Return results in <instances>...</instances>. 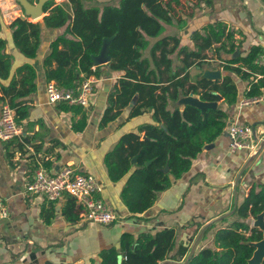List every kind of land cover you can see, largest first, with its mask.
Wrapping results in <instances>:
<instances>
[{
	"label": "trees",
	"instance_id": "16d2710c",
	"mask_svg": "<svg viewBox=\"0 0 264 264\" xmlns=\"http://www.w3.org/2000/svg\"><path fill=\"white\" fill-rule=\"evenodd\" d=\"M90 1L48 0L41 19L17 17L7 27L15 48L30 59L38 57L45 29H61L50 41L43 59L46 82L54 80L61 87L78 89L90 76L101 78L105 68L121 72L108 95L100 127L116 120L128 106H131L128 119L151 114L153 122L142 123L136 131L124 133L104 159L111 181L127 176L120 196L131 216H136L151 208L158 194L188 172L193 160L229 127L227 108L239 98L234 75L251 80L244 97L262 96L264 63L260 59L264 47L255 43L244 53H238L243 40L240 41L237 32L222 20L194 30L191 33L193 47L183 44L179 34L161 36L167 25L179 24L182 30L184 20L179 15L176 17L181 0H118L102 5L90 4ZM201 1L214 6V0H196L192 4ZM4 26L0 12V33ZM105 38H112L111 60L96 65L92 56L100 53ZM151 38L156 40L151 43ZM147 49L149 52L145 55ZM223 53L237 55L227 58ZM211 56L220 60L223 69L220 78L192 80L191 68L203 70ZM13 65L14 56L7 51L6 38L0 35V108L8 104L15 111L17 124L21 125L30 115L31 97L38 90V72L33 64L26 62L12 73ZM8 79L10 81L4 83ZM190 95L217 105L202 108L190 103L176 104ZM57 107L60 111L80 114L78 119H72L75 131L87 127L84 106L64 101ZM27 142L29 139L25 136L4 141L8 156L14 155L11 147L14 151L15 148L23 150ZM167 166L169 170L165 171ZM66 198L64 213L75 220L77 200L70 195ZM81 209L84 210L82 205ZM262 212L264 184L253 185L235 211L219 219L223 225L218 227L214 221L207 226L205 237L217 228L212 243L197 249L186 264H249L256 248L253 243L262 239L263 231L251 225L248 219H256ZM189 253V245L177 242L175 228L155 233L143 231L137 236L125 232L120 237L119 247L102 249L100 261L92 260L90 264L184 263Z\"/></svg>",
	"mask_w": 264,
	"mask_h": 264
},
{
	"label": "crops",
	"instance_id": "0c3cea01",
	"mask_svg": "<svg viewBox=\"0 0 264 264\" xmlns=\"http://www.w3.org/2000/svg\"><path fill=\"white\" fill-rule=\"evenodd\" d=\"M192 1L196 0L185 2L192 7ZM183 4L181 0L179 6ZM199 4L207 10H201L200 26L196 29L222 20L237 32L240 41L243 40L242 46L237 48L238 53H244L255 43L264 47V0H214L213 7L203 1ZM3 21L6 23L5 31L0 35L6 38L7 51L14 56L12 73L26 62L33 64L38 72V90L31 97L30 115L21 124L22 136L29 139L24 149L15 148L14 151V147H11L14 155L10 158L4 141L0 140V195L8 207V217L0 219V264H90L92 260L100 261L102 249L119 247L120 237L125 232L137 236L143 231L155 233L165 228H175L177 242L189 245L191 250L203 227L214 221L218 227L223 225L218 221L234 207L237 175L257 150L231 151L226 129L193 160L188 172L175 180L168 190L158 194L151 208L131 216L120 196L127 176L117 182L111 181L104 159L124 133L136 131L142 123L153 122L151 114L144 113L128 119L131 111V106H128L116 120L100 127L108 95L121 75V72L105 68L101 78L92 76L95 78L92 99L89 106L83 107L88 115L87 127L83 131H75L72 119H78L80 114L60 111L58 103L48 101L45 89L47 82L44 79L43 59L49 51L50 41L61 33V29H45L39 55L30 59L14 46L11 30L7 27L12 21ZM234 55L222 54L227 58ZM211 57L212 60H219L216 56ZM234 78L238 84L239 98L236 104L227 108L229 124L253 127L254 140L260 146L264 141V92L256 102L241 106L239 103L246 99L244 92L251 80H242L235 75ZM65 166L96 176L103 187L100 196L117 213L116 221L108 225L88 221L78 201L74 207L77 219L72 220L64 213L67 195L57 201H49L45 196L27 190V184L38 168L43 167L54 174ZM260 184H264V147L242 174L238 188L240 203L253 185ZM215 229L206 234L197 249L212 243Z\"/></svg>",
	"mask_w": 264,
	"mask_h": 264
},
{
	"label": "built area",
	"instance_id": "2783aa9c",
	"mask_svg": "<svg viewBox=\"0 0 264 264\" xmlns=\"http://www.w3.org/2000/svg\"><path fill=\"white\" fill-rule=\"evenodd\" d=\"M0 12L3 20L9 22L24 15V10L18 0H1ZM63 2L65 0H55ZM260 61L264 63V55ZM94 77L83 81L78 89L61 87L54 80L46 83L45 89L48 101L52 104L68 102L70 104L89 106L94 92ZM258 100L246 98L240 101V105H249ZM231 151L248 149L255 152L259 144L254 140L253 127L247 124L232 123L229 125ZM23 128L17 124L15 111L8 104L0 108V140L7 141L14 137H21ZM27 190L33 194L43 195L49 201H57L65 195L75 197L83 206L88 221L99 224H111L118 219L115 210L109 206L100 196L102 185L96 176L91 173L77 172L70 166H65L58 172L50 174L43 167L35 171L33 179L27 184ZM8 217V207L4 198L0 195V219Z\"/></svg>",
	"mask_w": 264,
	"mask_h": 264
},
{
	"label": "water",
	"instance_id": "95a60500",
	"mask_svg": "<svg viewBox=\"0 0 264 264\" xmlns=\"http://www.w3.org/2000/svg\"><path fill=\"white\" fill-rule=\"evenodd\" d=\"M18 1L20 2L21 6L24 8V15L21 16L22 18H25L26 16H30L31 19H37L38 20V19H41L45 15L44 6L48 0H39L37 3H32L30 0H18ZM111 39L112 38H105L100 53L92 56L96 65L105 64L111 60V56L109 54V46H110ZM220 76H221V72L218 70V71H208L202 77L215 79V78H220ZM192 96L193 95H190V97L188 99H191V100L194 99V97H192ZM181 100H182V98H181ZM191 100L188 103L194 104V105H196L198 107H202V108L206 107V106H216L217 105V103H215V102H204V101H201L199 98H196L194 101H191ZM263 147H264V141L260 144L257 151L253 155H251L248 158V160L244 163V165L241 167V169L237 175V178L234 182V209L224 216L231 215L233 213V211H235L236 207L238 206V203H239V190H238V188L240 186V180H241L242 174L244 173V171L246 169H248V167H250V165L256 159L258 153L261 151V149ZM133 161L135 162L136 158H134ZM168 170H169V167L167 166L165 168V171H168ZM253 224H254L253 226L258 227L260 230L263 231V237L261 240L253 243V245L256 248H255V251L253 253V256L249 259V264H261L264 262V212L260 213L257 216V218L255 219ZM207 226L203 227V229L201 230V232L197 236V238H196V240H195V242H194V244L190 250L189 256L184 263H176V262L167 261V262H163L161 264H186L188 262L189 258H191L195 254L201 240L204 237Z\"/></svg>",
	"mask_w": 264,
	"mask_h": 264
},
{
	"label": "rangeland",
	"instance_id": "374dc122",
	"mask_svg": "<svg viewBox=\"0 0 264 264\" xmlns=\"http://www.w3.org/2000/svg\"><path fill=\"white\" fill-rule=\"evenodd\" d=\"M38 1H35L34 3H37ZM117 1L118 0H91L89 3L90 4L102 5V4H105V3H115ZM183 1H184V4L181 5V6H177V9H176V12H177L176 17L179 15L184 20V25L181 28L182 30L181 31L179 30L180 29L178 27L179 24H177V23L176 24L178 26L177 25H167L166 26V29H165V32L161 36L166 35V34H179L182 37V43L183 44H187V45H189V46L192 47L193 46L192 45L193 42L190 39L191 33L198 26H200V20H199V18H200V15H202V12H203L201 10L203 8H205V7H203L201 4H199L198 6L194 5V6L191 7L188 2H185L187 0H183ZM1 2L2 1L0 0V3ZM23 10H24V8H23ZM31 20L35 21L37 19H31ZM4 31H3V33H4ZM155 40H156V38H151L150 39L151 43H153ZM148 52H149V49H147L144 52V54L145 55H148ZM192 68H193V69H191V78H192V80L199 79L200 77H202L208 71H218L219 70L220 72H222V69L220 67V61L219 60H214V59L212 60L211 58L207 61V64L204 66V69L203 70H200V69H197V68H194V67H192ZM193 96H195V95H193ZM196 98L197 97H194V99H192V100L191 99H188V98L187 99L182 98V100L178 101L176 104H178L180 106H183L186 103H188L190 100L191 101H194ZM239 204H240V201H239ZM249 221H250L251 225H254L253 223H254L255 219L252 220L250 218ZM204 240H205V236L203 238V241ZM203 241H202V244L204 245V242Z\"/></svg>",
	"mask_w": 264,
	"mask_h": 264
}]
</instances>
